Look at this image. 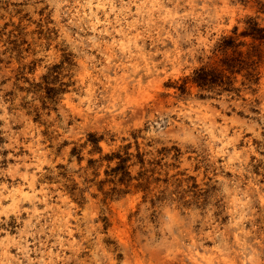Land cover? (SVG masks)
Segmentation results:
<instances>
[{
    "label": "rangeland",
    "instance_id": "obj_1",
    "mask_svg": "<svg viewBox=\"0 0 264 264\" xmlns=\"http://www.w3.org/2000/svg\"><path fill=\"white\" fill-rule=\"evenodd\" d=\"M250 21L264 0H0V264H264Z\"/></svg>",
    "mask_w": 264,
    "mask_h": 264
},
{
    "label": "trees",
    "instance_id": "obj_2",
    "mask_svg": "<svg viewBox=\"0 0 264 264\" xmlns=\"http://www.w3.org/2000/svg\"><path fill=\"white\" fill-rule=\"evenodd\" d=\"M249 30L250 33L244 34L246 36L252 35L260 40L264 39V28H259L256 23L252 21L249 22ZM242 34V35H243ZM236 38L230 37L224 40L221 50H226L227 48H235L238 45L235 44ZM234 58H225L222 60V65L224 66L221 69H207L201 68L195 72L194 77L191 79V82L198 84L201 87H209L214 85H222L228 86V81L230 80L228 76H226V72H228L233 67V62H236ZM188 79H185L182 84V90L184 91L186 84L188 83ZM230 84V83H229ZM122 165H124V160L121 161Z\"/></svg>",
    "mask_w": 264,
    "mask_h": 264
}]
</instances>
